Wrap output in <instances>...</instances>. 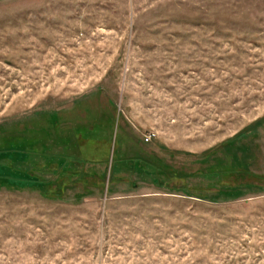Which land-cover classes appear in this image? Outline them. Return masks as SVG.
Instances as JSON below:
<instances>
[{"label":"rangeland","instance_id":"obj_1","mask_svg":"<svg viewBox=\"0 0 264 264\" xmlns=\"http://www.w3.org/2000/svg\"><path fill=\"white\" fill-rule=\"evenodd\" d=\"M0 264H264V0H0Z\"/></svg>","mask_w":264,"mask_h":264}]
</instances>
